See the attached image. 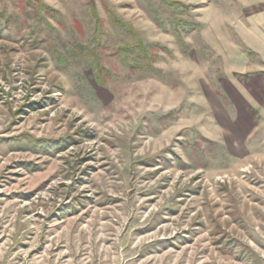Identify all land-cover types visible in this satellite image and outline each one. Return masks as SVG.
I'll return each mask as SVG.
<instances>
[{"label":"rangeland","instance_id":"obj_1","mask_svg":"<svg viewBox=\"0 0 264 264\" xmlns=\"http://www.w3.org/2000/svg\"><path fill=\"white\" fill-rule=\"evenodd\" d=\"M258 75L264 0H0V264H264Z\"/></svg>","mask_w":264,"mask_h":264},{"label":"trees","instance_id":"obj_2","mask_svg":"<svg viewBox=\"0 0 264 264\" xmlns=\"http://www.w3.org/2000/svg\"><path fill=\"white\" fill-rule=\"evenodd\" d=\"M258 78L259 81H261L262 83L264 82L262 75H258L257 77H255L254 79ZM261 84V83H260ZM259 87L262 89V92L264 93V83L262 85H259ZM260 94V93H257Z\"/></svg>","mask_w":264,"mask_h":264},{"label":"crops","instance_id":"obj_3","mask_svg":"<svg viewBox=\"0 0 264 264\" xmlns=\"http://www.w3.org/2000/svg\"><path fill=\"white\" fill-rule=\"evenodd\" d=\"M252 2H255V0H252ZM256 21V20H255Z\"/></svg>","mask_w":264,"mask_h":264}]
</instances>
